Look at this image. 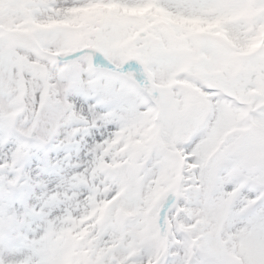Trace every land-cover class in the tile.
<instances>
[{
    "label": "snow or ice",
    "instance_id": "snow-or-ice-1",
    "mask_svg": "<svg viewBox=\"0 0 264 264\" xmlns=\"http://www.w3.org/2000/svg\"><path fill=\"white\" fill-rule=\"evenodd\" d=\"M0 264H264V0H0Z\"/></svg>",
    "mask_w": 264,
    "mask_h": 264
}]
</instances>
